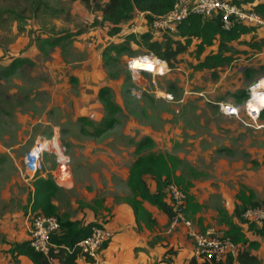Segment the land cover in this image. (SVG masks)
<instances>
[{
    "label": "rangeland",
    "instance_id": "obj_1",
    "mask_svg": "<svg viewBox=\"0 0 264 264\" xmlns=\"http://www.w3.org/2000/svg\"><path fill=\"white\" fill-rule=\"evenodd\" d=\"M109 29L81 0H0V242L8 246L3 253L12 264L11 249L29 238L28 231L21 236L17 227L11 229L25 218L30 196L19 169L34 141L53 131L66 146L71 167V188L54 200L59 222L94 223L108 231L116 217H124L118 214L130 209L126 169L144 139L152 141L144 153L175 155L196 172L192 177L184 170L204 207L198 217L205 229H222L217 209L232 214L243 187L264 205V129L258 128L264 117L258 127H248L219 107L230 103L244 113L245 101L234 94L243 96L264 77V52L253 55L236 45L235 61L214 80L210 72L194 70L190 49L165 75L143 73L138 85L126 62L145 49L130 43L129 50L116 54L111 47L122 43L121 33L113 38ZM57 37L64 38L63 45L46 43ZM15 60L20 64L12 69ZM247 69L253 70L250 78ZM94 199H103L97 214L88 207Z\"/></svg>",
    "mask_w": 264,
    "mask_h": 264
},
{
    "label": "trees",
    "instance_id": "obj_2",
    "mask_svg": "<svg viewBox=\"0 0 264 264\" xmlns=\"http://www.w3.org/2000/svg\"><path fill=\"white\" fill-rule=\"evenodd\" d=\"M83 4L95 13H100L101 23L110 26L108 35L113 38H119L121 33V24L132 19L135 11L149 12L153 15H164L169 12L175 0H81ZM230 3L249 10L259 15L264 20V3L260 0H230ZM258 27L245 25L244 23L235 24L229 30L221 28V23L215 17L202 18L199 16H190L186 20L180 22L174 27L171 34H163L155 36L150 32L146 33L142 30L139 35H130L122 38V43L114 45L111 49L120 54L129 50V44L134 43L145 49V53H152L156 57L164 60L169 67H172L176 58L192 49L196 59L194 66L195 71H208L214 80L218 79V72L224 67L232 64L238 51L236 45L245 46L253 55L264 52V32L257 29ZM60 37L46 41L50 47H57L64 44V38ZM243 51L244 54L249 53ZM20 61L15 60L12 63V69L16 68ZM12 72L11 69L8 70ZM253 70L247 69L245 77L250 78ZM104 93V91H103ZM103 95V94H102ZM235 99L245 101L246 93L241 96L234 94ZM108 107H112L110 101H106ZM243 116V113H240ZM264 117V113L261 119ZM260 119V120H261ZM112 127V121L108 123L106 129ZM97 130L93 136H100L104 132ZM152 144L150 139L137 144L135 149L136 158L131 163L126 185L129 195L125 201L130 207L134 221L138 228L142 226L152 230L157 227L155 217L146 207L149 205L156 209L160 214L164 215L169 221L173 212L171 204L168 202V194L166 186L169 183L177 185L185 194L186 202L183 209L187 220L199 225L201 231L205 230L202 226L203 221L198 217L203 210V205L199 203L192 188L194 187L189 177L185 175L184 170L192 177L198 175L192 168L185 164L179 157L168 153L147 152L144 149L147 145ZM147 180L153 183L154 190L151 191ZM62 188L57 187L51 177L47 180L37 179L33 183V192H30L26 204L27 209L32 213H40L47 217H57L56 199ZM259 206L256 195L253 191L243 187L235 196V205L233 213L229 214L225 209H217V220L222 226L225 237L229 238L238 246V250L234 258L230 256L225 264H261L260 260L254 254L261 243L258 239L264 240V221L255 224L246 221L242 217V213L250 207ZM93 213L97 214L103 207V199H94L88 206ZM59 231L51 235V242L59 247L73 248L78 242L86 238L94 223L79 224L77 221H60ZM246 227V228H244ZM247 234L254 237L250 239ZM113 239V238H112ZM104 243L100 249L105 250L109 243ZM99 249V250H100ZM13 263L16 264V258L24 256L33 264H51L48 259L41 253L34 252L28 244L23 241L14 245L11 249ZM170 252L167 250L165 255ZM170 253L171 255L174 254ZM78 251L66 253L64 250L59 252L57 256L59 264H77ZM87 263H94L92 258L85 260ZM186 264H210L207 262H198L194 258L189 259ZM222 264V263H220Z\"/></svg>",
    "mask_w": 264,
    "mask_h": 264
},
{
    "label": "built area",
    "instance_id": "obj_3",
    "mask_svg": "<svg viewBox=\"0 0 264 264\" xmlns=\"http://www.w3.org/2000/svg\"><path fill=\"white\" fill-rule=\"evenodd\" d=\"M221 16V28L229 30L235 24L258 27L264 32V20L252 11L242 9L230 3V0H175L171 10L164 15H153L149 12L135 11L131 20L121 24V38L130 35L137 37L140 28L143 32H150L155 36L171 34L174 27L190 16L202 18ZM150 60L154 64L153 69H143ZM126 68L137 84L142 80L143 73L155 76H163L168 71L167 63L153 55L146 53L130 57L126 62ZM264 77L252 84L246 93L243 116L239 110L230 103H221L220 112L226 117L235 119L248 127H254L260 122L264 113ZM139 85V84H138ZM264 129V125L261 127ZM59 134L56 131L47 137H38L32 147L24 154L22 166L19 169L20 179L24 185L33 192V183L37 179L47 180L51 177L54 184L59 188H71V167L69 155L65 145L61 144ZM54 164V167H52ZM47 165L51 166L47 169ZM68 183L70 184L68 186ZM168 202L173 212L172 218L164 231L166 235L174 231L181 223L185 229L186 236L193 245L192 258L198 262L210 264H225L230 256L234 258L238 246L229 238L225 237L222 229L213 228L201 231L191 220H187L183 209L186 197L183 191L174 183L166 186ZM243 219L255 224L264 221V205L247 208L242 213ZM28 244L37 253L43 254L53 264L58 262L57 256L61 250L67 254L74 250L78 251L76 263L85 262L87 258L97 260V251L106 242L113 238V232L101 226H93L90 234L78 242L73 248L59 247L51 242V235L57 233L60 223L56 217H47L28 210ZM107 231V232H106Z\"/></svg>",
    "mask_w": 264,
    "mask_h": 264
},
{
    "label": "crops",
    "instance_id": "obj_4",
    "mask_svg": "<svg viewBox=\"0 0 264 264\" xmlns=\"http://www.w3.org/2000/svg\"><path fill=\"white\" fill-rule=\"evenodd\" d=\"M260 1L264 3V0ZM129 167L126 169L127 174ZM146 207L155 217L158 224L157 227H154L152 230L146 229L143 226L138 228L132 211L128 207L129 211L123 210V214H118L124 215V217H116L114 224L110 226V230L113 232V239L108 247L101 251L99 260L94 263L82 262L78 264H96L98 262H100L99 264H186L192 258L193 245L187 239L184 228L179 226L170 235H166L164 233L167 224L166 217L153 207L149 205H146ZM27 215L28 209L25 218H19L11 226V229L17 227L18 233L21 236L28 229L29 220ZM163 226L164 231L162 230L163 232H161ZM162 236L167 238L164 239ZM249 238L254 240L253 236ZM258 241L261 243V246L254 254L261 264H264V243L261 239H258ZM170 248L175 253L170 256V260H167L166 257L168 255H165V253ZM7 250L8 246L0 242V264H12L10 255L3 253ZM15 260H17L18 264H33L24 256H19ZM53 264H59V262L56 261Z\"/></svg>",
    "mask_w": 264,
    "mask_h": 264
},
{
    "label": "bare ground",
    "instance_id": "obj_5",
    "mask_svg": "<svg viewBox=\"0 0 264 264\" xmlns=\"http://www.w3.org/2000/svg\"><path fill=\"white\" fill-rule=\"evenodd\" d=\"M146 66L143 68V69H153L154 68V64H153V62L152 61H150V60H147V64H145ZM68 185H69V183H68Z\"/></svg>",
    "mask_w": 264,
    "mask_h": 264
},
{
    "label": "water",
    "instance_id": "obj_6",
    "mask_svg": "<svg viewBox=\"0 0 264 264\" xmlns=\"http://www.w3.org/2000/svg\"><path fill=\"white\" fill-rule=\"evenodd\" d=\"M215 19H216L218 22H220V21H221V16H220V15H216ZM255 83H256V82H254V84H255Z\"/></svg>",
    "mask_w": 264,
    "mask_h": 264
},
{
    "label": "clouds",
    "instance_id": "obj_7",
    "mask_svg": "<svg viewBox=\"0 0 264 264\" xmlns=\"http://www.w3.org/2000/svg\"><path fill=\"white\" fill-rule=\"evenodd\" d=\"M262 83H264V82H262Z\"/></svg>",
    "mask_w": 264,
    "mask_h": 264
}]
</instances>
